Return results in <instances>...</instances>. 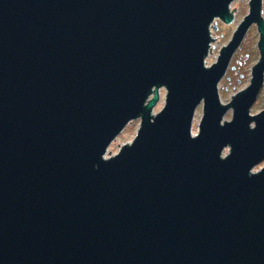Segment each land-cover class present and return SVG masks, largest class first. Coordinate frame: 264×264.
I'll use <instances>...</instances> for the list:
<instances>
[{"label": "water", "instance_id": "95a60500", "mask_svg": "<svg viewBox=\"0 0 264 264\" xmlns=\"http://www.w3.org/2000/svg\"><path fill=\"white\" fill-rule=\"evenodd\" d=\"M233 1L0 0V264H264L262 0L205 62ZM253 23L261 57L223 99Z\"/></svg>", "mask_w": 264, "mask_h": 264}, {"label": "rangeland", "instance_id": "374dc122", "mask_svg": "<svg viewBox=\"0 0 264 264\" xmlns=\"http://www.w3.org/2000/svg\"><path fill=\"white\" fill-rule=\"evenodd\" d=\"M249 0H234L230 3V8H234L233 16L234 20L230 24H225L219 18H216L218 28L216 31L213 30L214 39L212 41V48L209 51L208 55L205 58V62L217 60V55H219L221 48L223 47L222 43H228L231 39L232 34L234 33V25L238 26L240 23V19L244 18V16L249 11L250 5ZM262 11L264 12V0H262ZM260 33L258 31L257 25L255 23L251 24L248 28L246 34L244 35L239 47L236 49L228 68L220 79L217 88L218 94L223 99H229L236 92L237 89L248 86L250 84V79L252 78V68L256 63L257 59L261 57L260 49L258 46ZM239 60V61H238ZM235 65V68L232 66ZM264 75V74H263ZM260 92L254 104L250 107V111L258 110L264 107V84L261 85ZM160 99L158 100L154 110L159 111L165 100L166 89L164 86L159 88ZM203 106L200 104L195 112L194 120L192 124V133H197L199 130V123L201 117H203ZM231 111H234L232 107H230L224 117L222 119L232 117ZM141 119L140 117L131 120L123 130L116 135L115 139L110 143L107 148L106 154L115 153L116 150L121 146L120 144L125 141L131 139L136 136ZM230 147L227 146L223 149V155L226 152H229ZM264 161L259 163L257 166L263 165Z\"/></svg>", "mask_w": 264, "mask_h": 264}, {"label": "flooded vegetation", "instance_id": "af4514ba", "mask_svg": "<svg viewBox=\"0 0 264 264\" xmlns=\"http://www.w3.org/2000/svg\"><path fill=\"white\" fill-rule=\"evenodd\" d=\"M262 14V13H261ZM245 17V16H244ZM233 20H234V17H233ZM217 23V22H216ZM227 24V23H226ZM256 24V23H255ZM257 25V24H256ZM248 30V29H247ZM247 32V31H246ZM246 34V33H245ZM239 47V46H238ZM237 47V48H238ZM236 51V50H235ZM239 61V60H238ZM232 68H235V65L234 66H232Z\"/></svg>", "mask_w": 264, "mask_h": 264}, {"label": "built area", "instance_id": "2783aa9c", "mask_svg": "<svg viewBox=\"0 0 264 264\" xmlns=\"http://www.w3.org/2000/svg\"><path fill=\"white\" fill-rule=\"evenodd\" d=\"M212 32H213V30H211ZM213 39H214V37H212ZM210 45H211V48H212V42L210 43Z\"/></svg>", "mask_w": 264, "mask_h": 264}, {"label": "bare ground", "instance_id": "6f19581e", "mask_svg": "<svg viewBox=\"0 0 264 264\" xmlns=\"http://www.w3.org/2000/svg\"><path fill=\"white\" fill-rule=\"evenodd\" d=\"M193 134H195V133H193Z\"/></svg>", "mask_w": 264, "mask_h": 264}]
</instances>
